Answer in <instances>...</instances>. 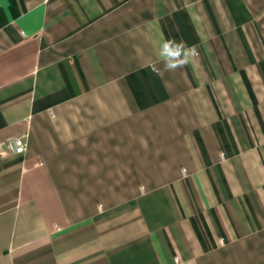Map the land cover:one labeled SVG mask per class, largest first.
Instances as JSON below:
<instances>
[{
    "label": "crops",
    "instance_id": "crops-1",
    "mask_svg": "<svg viewBox=\"0 0 264 264\" xmlns=\"http://www.w3.org/2000/svg\"><path fill=\"white\" fill-rule=\"evenodd\" d=\"M0 264H264V0H0Z\"/></svg>",
    "mask_w": 264,
    "mask_h": 264
},
{
    "label": "clouds",
    "instance_id": "clouds-1",
    "mask_svg": "<svg viewBox=\"0 0 264 264\" xmlns=\"http://www.w3.org/2000/svg\"><path fill=\"white\" fill-rule=\"evenodd\" d=\"M159 55L163 68L161 69L156 63L149 65L157 75L161 74V71L174 72L186 67L190 58L197 56L198 53L195 46L188 47L183 41L177 42L175 39H166L161 45Z\"/></svg>",
    "mask_w": 264,
    "mask_h": 264
},
{
    "label": "built area",
    "instance_id": "built-area-1",
    "mask_svg": "<svg viewBox=\"0 0 264 264\" xmlns=\"http://www.w3.org/2000/svg\"><path fill=\"white\" fill-rule=\"evenodd\" d=\"M9 147L13 152L17 154H23L25 153L27 149V141H26V136H17L14 137L10 142H9Z\"/></svg>",
    "mask_w": 264,
    "mask_h": 264
}]
</instances>
